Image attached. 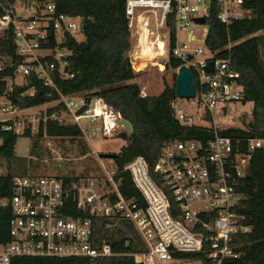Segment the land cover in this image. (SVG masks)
<instances>
[{"label":"built area","instance_id":"built-area-1","mask_svg":"<svg viewBox=\"0 0 264 264\" xmlns=\"http://www.w3.org/2000/svg\"><path fill=\"white\" fill-rule=\"evenodd\" d=\"M246 1L214 0L220 24L229 28L248 18L251 12L244 7ZM0 2L8 3L0 16V34L12 29L17 54L25 62L15 72L13 83L21 86L27 76L34 75L46 86H53L55 71L59 81L72 77L65 71L67 54L60 45L67 35L80 34L82 20L58 14L53 4L38 0ZM211 4L212 0H129L126 7L130 24L134 18L141 21L144 14L155 16L154 32L143 27L142 59L156 61L170 55L193 73L194 97L166 100L168 123L162 128L176 129L195 138L165 144L154 175L146 161L138 157L122 170L100 163L103 174L99 178L74 182L68 187L54 177L14 180L11 241L0 245V264H11L16 257H83L94 262L120 256L107 240L97 238L99 219L105 221L106 231L125 223L132 225L145 249L132 255L136 264H223L239 258L241 243L236 239L251 234L253 227L243 214L244 197L236 185L249 164L250 153L264 149V139H224L218 133L221 128L214 123L216 108L220 107L225 116L227 105L243 106L244 98L230 56L219 58L206 45ZM171 13L175 17V44L169 51L166 19ZM197 18L205 19V24L196 34L191 25L197 24ZM180 31L188 32L187 43L181 44ZM199 39L205 47L191 48L189 44ZM50 43L53 46H48ZM230 49L231 44L227 47ZM209 63L212 69L206 72ZM28 94L32 96L33 91ZM60 98L68 117H61L59 122L78 125L84 138L86 130L80 125L81 120L87 122L92 136L112 138L126 133L118 113L101 99H91L84 113L76 116L86 98H80L78 105L61 94ZM45 110L38 108L30 113L0 97V123L5 124V131L19 134L28 129L35 133ZM207 114L212 123L204 121ZM178 123L186 131L177 128ZM240 141L246 142L245 153L233 148V143ZM124 173L130 175L144 206L121 194ZM70 202L75 203L82 216L74 219L68 214ZM5 205L0 200V208Z\"/></svg>","mask_w":264,"mask_h":264},{"label":"trees","instance_id":"trees-1","mask_svg":"<svg viewBox=\"0 0 264 264\" xmlns=\"http://www.w3.org/2000/svg\"><path fill=\"white\" fill-rule=\"evenodd\" d=\"M128 1L38 0L53 4L58 14L80 18L84 24L80 32L83 41L67 35L60 45L67 54L65 71L72 77L59 81L55 71L53 86H46L34 75L27 76L21 86L15 85V72L25 62L17 54L12 29L0 34V97L25 111L49 106L44 113L41 112L42 119L35 133L28 129L19 134L5 131V124L0 123V200L6 202L0 208V245L11 241L10 221L13 214L10 201L14 193V180L54 177L68 187L74 182L99 178L103 174L101 167L92 159L76 163L73 168L53 160V148L48 146V140L84 141V134L78 125L59 122L66 112L60 94L66 99L99 98L115 110L121 120L131 124L130 135L121 133L118 136L125 145L119 152L113 153L115 159L108 160L117 170H122L129 162L141 157L154 175V168L165 144L195 138L176 129L166 131L162 128L164 123H168L164 103L168 99H176L175 72L171 82L165 85L159 95L143 96L140 85L133 83L144 73L136 72L129 58L133 42L130 18L126 13ZM7 6V2H0V16ZM244 7L250 10V16L226 28L218 21V9L212 0L206 45L219 58L230 56L232 68L239 75L237 84L242 88V104H252L250 119L243 116L241 122L245 129L252 125L255 138L264 139V0H247ZM166 31L171 51L175 44L173 13L167 16ZM229 44L230 51L227 50ZM48 46H53V43ZM164 60L172 71L180 66L170 55ZM32 91L33 95L30 96L28 93ZM225 110L227 112V107ZM204 121L212 123L208 114ZM19 138L30 140L27 157L16 154ZM245 146V141L233 143V148L240 153H245ZM122 178L121 194L144 206L130 175L124 173ZM236 187L244 197L243 214L253 231L248 236L237 237L236 241L241 243L239 258L227 260L223 264H264V149H255L250 153L249 164ZM67 207L72 218L82 216L74 202H70ZM104 223L102 219L97 220V238L107 240L120 256L101 258L94 262L83 257H16L11 264H136L132 255L145 249L132 225L125 223L112 231H106Z\"/></svg>","mask_w":264,"mask_h":264},{"label":"rangeland","instance_id":"rangeland-1","mask_svg":"<svg viewBox=\"0 0 264 264\" xmlns=\"http://www.w3.org/2000/svg\"><path fill=\"white\" fill-rule=\"evenodd\" d=\"M138 18V17H137ZM131 20V33L133 47L129 53V58L132 62V66L136 72H143L144 74L138 79L134 80L133 83L140 85L142 94L146 95H159L165 85L171 82L172 74L176 71H172L164 59H158L156 61L148 59H142V53L140 51V45L143 41L141 35L144 30L148 29L150 32L155 31V16L153 14H144L141 16V21ZM191 29L197 34L202 26L198 24H192ZM263 33V32H261ZM188 32L180 31L179 38L181 44L187 43ZM78 41H83L82 35L78 34L75 36ZM191 48L198 49L204 48L205 44L202 39L194 41L189 44ZM168 52H166L167 56ZM208 57V54H205ZM199 59V57L197 58ZM80 97H73L69 100L73 101L74 104H79ZM49 106H44L42 109H47ZM227 113L224 116L220 107L216 108L214 115V123L221 129L227 128H238L243 129L244 126L241 122V117L245 116V119H250L252 110V104L242 106L240 104L227 105ZM30 113H34V110H30ZM62 117L67 118V114H62ZM80 125L86 130V137L84 138L88 142L87 153L84 154L81 150L80 145L76 142L65 140H48V146L52 147V158L55 162L63 164L65 167L73 168L76 163L82 161H88L92 159L96 164H104L110 166L112 163L108 160H102L98 158L101 153H117L125 145L122 138L114 136L112 138H101L92 136L89 134V126L85 120H81ZM30 140L28 138H19L16 145V154L19 157H27L29 154ZM4 171V168H3Z\"/></svg>","mask_w":264,"mask_h":264},{"label":"water","instance_id":"water-1","mask_svg":"<svg viewBox=\"0 0 264 264\" xmlns=\"http://www.w3.org/2000/svg\"><path fill=\"white\" fill-rule=\"evenodd\" d=\"M209 11V10H208ZM195 23L204 25L205 19L197 18L195 19ZM84 24H81V30H83ZM52 37V33H49V38ZM212 64L209 63L206 67V72H211ZM195 95V77L191 70L182 65L176 71L175 77V97L177 99H191ZM91 98L85 99V105L82 106L77 112L75 113L76 116H81L84 111L87 109V106L90 102ZM120 125L125 128L126 134L130 135L132 133L131 124L128 121L120 120ZM166 130L167 128L164 127ZM219 135L224 139H229L231 141H239V140H252L254 136L253 127L252 125L248 126V129H238V128H227L219 130ZM99 159L102 160H112L116 158L115 154L110 153H101L98 155Z\"/></svg>","mask_w":264,"mask_h":264},{"label":"bare ground","instance_id":"bare-ground-1","mask_svg":"<svg viewBox=\"0 0 264 264\" xmlns=\"http://www.w3.org/2000/svg\"><path fill=\"white\" fill-rule=\"evenodd\" d=\"M175 126H176L177 128H180L181 130H185V129L183 128V125L180 124V123L175 124ZM208 128H210V127H208ZM185 131H186V130H185ZM80 147H81L82 152H83L84 154H86V153H87V148H86V150H85L86 145H85L84 143H81Z\"/></svg>","mask_w":264,"mask_h":264}]
</instances>
